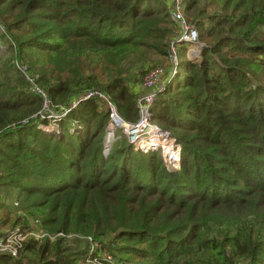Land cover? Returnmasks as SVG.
<instances>
[{
	"label": "trees",
	"instance_id": "trees-1",
	"mask_svg": "<svg viewBox=\"0 0 264 264\" xmlns=\"http://www.w3.org/2000/svg\"><path fill=\"white\" fill-rule=\"evenodd\" d=\"M183 1L201 57L182 44L149 107L179 145L171 170L122 130L105 151L109 112L96 98L41 117L14 64L37 74L52 106L101 89L135 124L132 69L168 57L167 0H0V227L36 220L91 238L29 236L0 264H89L100 251L127 264H264V0Z\"/></svg>",
	"mask_w": 264,
	"mask_h": 264
},
{
	"label": "built area",
	"instance_id": "built-area-1",
	"mask_svg": "<svg viewBox=\"0 0 264 264\" xmlns=\"http://www.w3.org/2000/svg\"><path fill=\"white\" fill-rule=\"evenodd\" d=\"M185 5L183 0H169L168 3V12L171 16L175 24V28L173 30L172 38L169 42L168 47V57H167V64L170 67H173V73L168 74L167 68L165 70V66L158 65L146 73L143 82L140 84V87L143 89H148L149 91L146 94L141 95L137 98L136 105L140 112V119L137 123H129L124 121L118 114L117 108L112 101L109 94L105 93L100 89H87L69 100L66 105H59L55 106L52 109H47L46 99L48 102L47 95L45 92L36 84L35 78L28 75V81L26 79V74L24 71V66L21 64H17L14 61V64L19 68V70L23 73V76L28 83V90L39 96L41 99V117H51L54 114V111H57L59 115L65 114L70 107L75 106L78 102L84 101L90 97L97 98L103 100L107 105V109L110 111V123L108 124L109 127H118L121 128L124 133L127 134L129 137V142H134V138L137 137L139 134V130L142 126H147L145 122H147L148 118V106L151 104L154 96L158 94V92L164 90L166 79L170 78L176 72V65L178 63V50L182 44H185L188 49L186 55L189 57H194V60H199L201 57V49L202 45H204L199 39V32L198 29L188 21L185 15ZM3 31V27L0 26V32ZM188 44L190 47H188ZM167 73V76H166ZM157 88V89H156ZM159 90V91H158ZM46 97V99H44ZM113 102V103H112ZM49 103V102H48ZM49 106V105H48ZM51 106V105H50ZM53 107V106H51ZM157 126L149 127V129ZM168 135L166 131H163ZM135 149H137L134 146ZM30 221V220H29ZM36 220L30 221L28 225V229H24L21 231L19 227H15L14 230H4L3 234L0 235V253H8L10 255H15L16 249L19 247L20 242L24 239L25 236L31 235L34 239H41L47 237L48 239H53L56 236H51L49 233H45L42 230L36 227ZM59 236H63L62 234H57ZM89 240L91 238L89 237ZM10 242L12 245H8L7 243ZM92 243L91 250L97 246V243ZM102 251L98 252L101 254ZM106 256V260H104L105 264L109 262L110 264H127L126 262H118L115 258L110 254ZM93 260L102 262L101 256L92 257Z\"/></svg>",
	"mask_w": 264,
	"mask_h": 264
},
{
	"label": "rangeland",
	"instance_id": "rangeland-1",
	"mask_svg": "<svg viewBox=\"0 0 264 264\" xmlns=\"http://www.w3.org/2000/svg\"><path fill=\"white\" fill-rule=\"evenodd\" d=\"M167 3H169V0H167ZM0 34H1V32H0ZM186 47L187 46H185V50H184L185 57L188 58V59L194 60L195 59L194 57H192V56L189 57V56L186 55V53H187V51L189 49V48L187 49ZM188 47H190L189 44H188ZM5 50H6L5 44L4 43H0V54L4 53ZM14 61L17 62V64H21L22 66H24V71H25V74H26L25 77H26L27 81H28V78H29L27 74H31V76L33 78H37V74L35 76L34 74L30 73V71L28 70L27 65H26L25 62L21 63V62H18L17 60H14ZM167 62H168V60H165V58H159V57L153 58V60H150L147 64H145V67H143L141 69L143 71H141V70L138 71V69H136L134 67V69H132L131 78H135L136 79V77H140V80H139L138 84H141L143 82L144 77H145L146 73L148 72V70H150V69H152V68H154V67H156L158 65L165 66V70H166V68L168 69V74L173 73L174 68L170 67L167 64ZM140 88H141V93L139 94V96L137 98H139L143 94H146L149 91V90H145L144 91V89L142 87H140ZM157 95L154 96V99L152 100L151 104L148 106V118L149 119L147 120V122H145L147 124V126L145 127V129L139 130V134L137 135L136 138H134V142H132V144H134V146L137 149L141 150V151H147V150H152V149L155 150V149L159 148L160 149V153L162 155V159H163V161L165 163V166L167 168L171 169V170H174V169H177L179 167V149H180L179 145L174 141V139L170 138V136H168V135L166 136L160 130V128L159 129H155V130H153V128L149 129V127L155 126V125H153L150 122L151 121V113L149 111V107L153 104V102L156 99ZM90 98H92V97H90ZM90 98H88V99H90ZM44 99H46V97H44ZM98 100L101 101L104 104L103 110L105 108L107 109V106H109V105L106 106V104H105V102L103 100H100V99H98ZM136 101H137V99H136ZM48 102H50L49 98H48ZM48 102H47V99H46V105L47 104L49 105V106L47 105V109H52V108L55 107V106L51 107L52 105L50 106V104ZM57 105L59 106V104H56V106ZM108 112H109L108 113V119H107V122H106V128H105V134H104L105 135V138H104L105 151L109 150V148H110L109 145L111 144L112 140H114V138H115L116 134L119 132V130H122L121 128H118V127H109L108 126V124L110 123V111L108 110ZM117 114H118V111H117ZM46 119H48V121H49V117H46ZM121 132L124 133L123 131H121ZM124 134L127 137V139H129L127 134L126 133H124ZM107 144H109V145H107ZM168 149H169L171 154L167 153L166 150H168ZM0 190H1V188H0ZM0 194H1V192H0ZM9 202H10V200H8V199L5 200L6 204H9ZM0 204H1V201H0ZM12 204L14 205L15 201H13ZM2 211L3 210H1V208H0V218H3V216H4ZM10 214H8V216H9V218H8L9 220L7 219L8 223H10V221L12 220L11 219L12 216H10ZM14 228L15 227H11L10 224L9 225L6 224L5 226L0 227V233H1L0 235H2L4 230H6V231L10 230L11 231V230H14ZM57 234H62L67 240H69L71 245H76L78 242H85L86 239L87 240L89 239V237H87L85 239L84 236L75 235V234H67L66 235V234H64L62 232H57V233L51 234V236L58 237L59 235H57ZM29 236H31V235L29 234V235L25 236L24 239L26 237H29ZM7 244L8 245H12L10 242H8ZM107 255L108 254H106V252H101L100 256H101V258L103 260L102 262L93 260V258H91V260H89L88 262H89V264H105L104 260H106V256ZM106 264H110V263L107 262Z\"/></svg>",
	"mask_w": 264,
	"mask_h": 264
},
{
	"label": "crops",
	"instance_id": "crops-1",
	"mask_svg": "<svg viewBox=\"0 0 264 264\" xmlns=\"http://www.w3.org/2000/svg\"><path fill=\"white\" fill-rule=\"evenodd\" d=\"M165 60H167V58H165ZM167 71H168V69H167ZM166 76H167V73H166ZM137 88H139V89H140V84H139V85H137ZM38 97H39V96H38ZM73 98H74V97H73ZM60 105H61V104H60ZM62 105H64V106H65L66 104H62ZM57 106H58V105H57ZM75 106H76V105H75ZM75 106H73V107H75ZM71 108H72V107H70V109H71ZM70 109H69V110H70ZM69 110H68V111H69ZM68 111H67V112H68ZM67 112H66V113H67ZM54 126H55V124H54Z\"/></svg>",
	"mask_w": 264,
	"mask_h": 264
},
{
	"label": "bare ground",
	"instance_id": "bare-ground-1",
	"mask_svg": "<svg viewBox=\"0 0 264 264\" xmlns=\"http://www.w3.org/2000/svg\"><path fill=\"white\" fill-rule=\"evenodd\" d=\"M145 127H146L145 125L142 126L140 130L145 129ZM155 129H159V128H158V127H157V128H156V127H153V130H155ZM160 130H161V129H160ZM161 131H162V130H161ZM162 132H163V131H162ZM163 133H164V132H163ZM164 134L166 135V133H164ZM166 136H167V135H166Z\"/></svg>",
	"mask_w": 264,
	"mask_h": 264
}]
</instances>
